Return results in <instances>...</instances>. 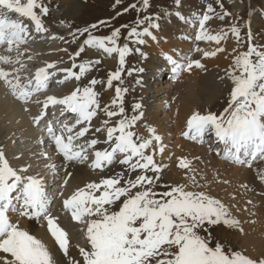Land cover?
<instances>
[{
	"label": "rangeland",
	"instance_id": "rangeland-1",
	"mask_svg": "<svg viewBox=\"0 0 264 264\" xmlns=\"http://www.w3.org/2000/svg\"><path fill=\"white\" fill-rule=\"evenodd\" d=\"M40 1H42V0H35L36 3L40 2ZM132 1H135V0H81L82 6H81L80 12L78 13V16H80V17L75 16L74 18H76V19L74 20V22H70L71 19L66 18V21L61 23L59 21V16H60L61 12H59V10L56 8L52 7L50 12H51V15L54 16V22H56L55 23L56 27L68 29V31L63 33L64 37H66V38L69 37L68 36L69 33H73V32L78 33L79 32L78 30L70 29V28H80V30H81L80 33L83 34V37L93 36V35L97 36V35H99V33H95V32L105 31V23L102 20L104 19L106 22H108L107 21L108 18L112 16V14L115 12V9H122V8L125 9ZM159 1L160 2H156V0H152L151 2L146 3V13H148L149 18L160 17L166 10H168V7L172 6V4H173V1L170 2V0H159ZM188 1L191 4L196 5L198 0H188ZM225 1H223V2L225 3V6L228 8V10H231V12H232V9H233V15H236V17H233V20L237 21V22L232 23L230 21V23H229V20L225 19L223 24H226V29H225L226 36H225V34L221 35L222 39L225 37L222 40V43H224V44H222V49H223L222 52L216 53L214 57H212V54L205 53V56L207 57L206 59L202 58L204 56V54L198 56V58L195 57L194 62H196L197 64H194V62L191 63V67L193 68V73L191 75H190L188 70H187V72H186V70L181 71L180 77H183L185 72H186V75L184 76L183 81L180 83V85L177 86L178 95L176 96V98H174L173 104L177 103L176 100L182 94L192 95V92L194 94H196V92L200 89V86L198 87V85H200V83L198 84V82H200V80H204V76H208L209 74H213L211 77V80H212L211 84L212 85L209 88L210 89L209 93L211 96L206 98V100L202 99V96H200L197 100L199 104H196L194 107L193 106L190 107L187 111V116L189 119V117L192 114H194L195 112H198V114L201 115V112H203V111L205 112V110H208L209 113H205V114L203 113V115H207V116L202 117V115H201V117L199 118L200 120H198V122L199 121L202 122L204 120L202 122V124H204L205 122H207L208 118H212L211 116L208 115V114H211V115L215 116V118H216V120L220 126L228 129V128L245 127L247 125L248 119L241 117V112L236 108L238 107V100H244V99L249 100V97L248 96H244V97L240 96L239 92L237 93V95H235L233 88H232V84H231V82H233V79H234V76H233L234 64L233 63H234L236 58H240V56H241V48H239V47H245L244 52L246 51V44H245L246 41H244V44H240V42L238 44H236V42H235L236 38L231 36L227 31L232 29V26H230V25H236V28L238 27V29H240L241 37H244V35H245L244 30L247 29L246 23L250 22L251 19L253 20V18H254L253 16L256 13L258 16V19L256 20V23L253 26V28H254V31L258 32V39L261 36L264 37V22L260 20L261 13L256 12V5L262 6L263 7L262 9L264 10V0H240L241 3L243 1L246 5V8H244V6H243V9H242V11H244L243 14H241L242 11L238 10L239 11L238 12L234 8V5L230 4L232 7L227 5L228 4L227 2H229V1H227V2H225ZM83 4L86 7L85 10H83L84 9ZM212 17L227 18L226 16L223 15V11H222V8L220 5H214L213 6ZM166 19L167 18L161 19L162 24H164ZM92 21H95L96 23L93 25H90L88 22H92ZM178 21H179V19L177 17H174L167 24V26L164 25V30L166 29V27L168 28L169 26H172L174 29H178V28L181 29V27H179V25L177 23ZM215 22H218V20H214L212 23H215ZM143 23H144L143 18H140V20L138 21L137 24L140 25ZM187 23L188 22H185L183 24H187ZM228 24H230V25H228ZM62 25H64L65 28L62 27ZM189 25H191V24H189ZM146 27H147V25H146ZM191 27H192V25H191ZM223 29L224 28L221 27V30H223ZM181 30L183 32V29H181ZM191 30H192V28H191ZM71 31H73V32H71ZM136 31H140V28H138ZM136 31L131 33V35L130 34L124 35L125 40H126V45H129L128 40L131 37H132L131 42L139 41V39H141V35H139L138 32H136ZM254 31H252V32H254ZM152 33L154 34L155 31H151L148 34L147 33L144 34V44H145L144 45V51L141 54L140 59H139L141 61L142 55L144 54V57H145V55H147L146 56L147 64H148V67H150V68L153 66L155 60L152 59L153 56L151 57V59H149V56L153 53H157L156 49H155L156 38L154 39V35H152ZM218 33L219 32H217L216 34H218ZM64 34H66V35H64ZM114 34H115V32H112V36H114ZM191 34L195 35L193 32H191ZM206 35H209V34L206 33ZM211 37L214 38L215 36L211 35ZM48 39L49 38H46V41H48ZM113 40L116 42V39H113ZM146 40H147V42H146ZM149 41H151L152 45H151V43L149 44ZM186 41H188L189 43L191 42V40H189L188 38L186 39ZM72 42L75 45V44H78L80 41L77 40V37H74V38L72 37ZM53 43H55V42H53ZM153 43H154V45H153ZM201 44H202V42H200L198 44V47H201ZM158 46H162V45H158ZM215 46L217 49L220 47V45H218V43H217V45H212V43H210L206 40H205L204 48L198 49V50H196V48L184 49L183 47H180L178 45V47H180V49H178V51L183 49V53L185 55L183 53H180V55L182 56V58H181L180 56H178L179 54L177 53L178 55L177 54L175 55L177 59L171 58V60H170L171 63L169 62V60L166 59V61H167L166 63L169 64V66H170L168 68H166V66H165L166 71L164 70L165 74H167L168 81L171 78H173L174 76L176 77L175 80L179 77L178 71L174 67L175 65H171L173 61H175L176 64H179L180 65L179 67L182 68L184 66L183 59L187 55V52L202 54V53L207 51V52L213 53L214 50H217L215 48ZM32 48H34L35 50L38 51L41 47H32ZM134 48H135V51L130 52V53H132V57L128 58V56H127V58H126V61L129 65V67H132V68H129L127 66V64L124 62L125 56L127 55V53H125V55L121 56V59L119 62V64L120 63L121 64L117 65L116 70L111 72V75L106 76L107 72L106 71L104 72L106 79L110 82H114L116 80V77L119 78V81L117 82L118 86H117V89L115 88V91L109 85L107 86L108 88L103 87L104 83L108 84V81L102 82V86L101 85L98 86V85H96V83H99L101 81L100 78L98 79L97 82H94L88 78L87 80H85L84 85L87 88H86L85 92L83 93V102L87 106H90V108H92L93 111H95L96 113H97V110L99 111L98 113H101L103 111V104L105 103V102H103V100L98 98L99 95L103 99L106 96H110V98H112V100L110 101L111 112L109 114V117L111 119L114 118L118 121L116 124V128L113 131V134L116 136H120V142L122 144H124V143L126 144V146L123 145L119 148L120 151L118 154L116 152V149H113V153L116 152L115 153V154H117L116 158H117V156H121L124 153H125L126 158L128 156H130L132 158V159L131 158L128 159V162L132 161L131 163H129L130 166L125 167V165L122 162L118 163L117 160H114V162L116 161V163L112 162L108 166V172H106L108 174V177H109L108 178L109 179L108 184L97 186V188H98V189L96 188L97 192H95L93 195L87 191L86 192H77L79 194H77L71 198V203L75 200V202L73 203V207L74 208L77 207L81 210L80 212H81L82 220H84L83 221L84 223L82 222L83 223L82 226H84L83 229H79V228L77 229V228H75L76 226L74 224H72L71 222L69 223L68 216L70 217V215L68 213H70V212L65 213V214L63 213V214H61L62 216L57 215L58 218L63 217L62 218L64 221L63 223L59 224L58 218L56 216H54L53 219L51 220L50 216L53 215V214H51V211L56 212L55 208L52 209V204L55 201L58 202L57 199L52 200L51 204H49L47 206L49 213L44 215V216L41 215L40 216L41 219L40 220L38 219V221L41 223L42 218L47 216L46 217L47 222L46 223L43 222V224L45 226V228H43V231L45 232L47 238L55 246V252L56 253L54 255L56 256V258L54 259V261H51V254L43 253V251L47 252V248H48V244H49L46 242V240L44 241V244L42 246H40L42 248V250H41V248L38 247V242L36 243L35 241L28 239L27 235L25 236L24 231L20 227V224L23 223L24 220L27 221L26 219L22 218L23 221L21 222L20 216L15 215L14 218H10L9 216L5 217L3 215H0V223L5 222V221H8L10 223L9 224L8 222H5V223H7L8 227L6 228V230L5 229L4 230H5V232L8 230L7 231L8 233L6 232V234H3L0 236V243H2L1 249L4 248L3 250L8 251V249L10 250L9 245H8L9 243H11L10 239L17 237L18 238L17 240H19V237L20 238L25 237L24 239L22 238L23 241H21L20 244H18L17 246H14V248H13L14 249L13 261L8 262L7 259L2 257L3 256V254H2L3 252H2L1 258H0V264H61L60 259H58L60 257H63V259L66 260L67 264H70L71 262H69V260H71V259L68 258V261H67V256H66L68 251H69L67 237L73 236V234H78L77 235V241L78 240L79 241H78L77 246H80L83 249L82 253L86 256V257H84L81 253L83 259H81V258L79 259L80 264H197L198 263V259H199L198 255L199 254H195V252L197 251V248H199V239H201V238L212 239L211 233H207V230H205V232H203V230H201L200 228H195V229L190 228V229H182L181 230L182 233L190 235V237H191L190 247L188 245H184V244L181 245V243L178 239H173L174 243L167 245L166 248L163 250V253H160L155 257V262L151 259L149 260V258L145 257V255L142 256L143 252L145 254V251H144L145 248L152 247L153 242H154L155 237H156L153 233V230L145 223V219H147V218L143 212L146 208H149L150 206H153V205L159 206V207L162 206L160 203L163 202L164 197L162 196V193L159 192V189L157 188V186L164 184L163 182L165 180L161 178V172H160V169L158 168L160 166V163L158 165L156 162H154L155 153L152 152V154H150L151 156H149L146 154L144 155L141 152V150L144 146L146 147V150L148 151V149H150V147H151L152 141H154V142L159 141V139H158L159 136L157 135V136L153 137V135H152V137L150 136V138H147L144 134H141L137 129V124L139 127H144V126H140V118H141V124H143V125L147 124L149 121V118L147 117V115L143 114V113H145V106L143 105L144 99L142 98L143 91L141 89H143L142 85L145 84L144 82L147 80V77L150 78L149 74H151L153 71L148 73L147 70L149 68L145 70L144 67L142 66L144 69V73H143V70H142L141 66L139 65V63L137 64L136 67H134L136 65V62L138 59L137 48L135 46H134ZM47 49H48V53H49V52H53L52 50L55 49V47L49 46ZM225 49H226V52L224 51ZM242 49H244V48H242ZM40 50L41 51L43 50L42 52L46 51L43 48ZM149 50H150V52H149ZM229 50L233 51L232 56L226 55V53H231V52H229ZM113 51H115V50H113ZM223 52H224V54H223ZM83 55L84 54H82V56ZM161 56H163V55L160 54V57ZM46 57H47V55H46ZM181 60H182V62H181ZM31 61H34V60L32 59ZM75 61H77L78 64L84 62V60H82L81 58H77ZM198 61H201V62H198ZM35 63H36V66H39L38 64H40L41 62L36 61ZM57 64H58V62H56L55 67L52 68L53 70L58 69L56 67ZM87 64H89V63H87ZM141 65H142V62H141ZM101 69H102V65L98 63L97 65L91 66L88 69V73H90L94 70H95V72L97 70L100 71ZM172 69H174L173 75L170 73L172 71ZM168 74H170V76H168ZM143 75H144V77H143ZM222 75H224V76L222 77ZM77 76H78L79 82L81 84V77L79 75H77ZM142 78H143V82L141 84ZM160 78L161 79L159 81H157L158 79H153L154 82L157 81L156 85L154 86V89H153L154 95H155V91H157V89L159 88L158 86H160V84L158 82L164 81V79H162V77H160ZM140 84H141V86H140ZM188 84L194 85V88L190 89V90H192V92L186 89L187 88L186 86ZM195 86L198 87V90ZM109 89H110L111 93L109 95H105L104 93L109 92ZM171 89H172V87H171ZM116 91L119 93L123 92L125 96H123V97L121 96V98L116 97ZM102 92H104V93H102ZM141 92H142V94H141ZM174 95H175V89H174ZM169 97L171 98V94L169 95ZM173 104L171 106H168L169 110L172 109ZM251 106H252V104H251ZM263 106H264V103L259 106L258 114L260 113L261 110L264 111ZM205 107H206V109H205ZM197 108H200L199 111H197ZM248 108H249V106L244 107L243 111L246 112ZM185 113L186 112H184V114ZM195 115H197V114H195ZM195 115H193V117ZM176 116L179 119V117H181L183 115L180 113H177ZM248 116L250 117V119L253 117V109L248 113ZM192 118L189 120H192ZM261 119L264 120L263 115L260 116V118L257 120H261ZM209 122H212V121H208L205 125H203V127H201V129H202L201 131L205 130L206 125L208 126ZM258 124H261V123L258 121ZM5 125H6V123H5ZM214 128H216V126L212 128V131H210V134L213 132V130H215ZM247 129L249 130V132H247L246 134H242L240 132V130H225V131L229 132V135L231 134V132H235V134H236L235 138H240L243 141H245V140L250 141L251 137L255 135V132L253 131L254 124L252 122H250L247 126ZM40 137H42V136H40ZM205 137H206V133L203 131V137L199 140L202 143H196V141H194V142H192L191 145H184V146L190 147V148L183 147L185 157L177 159L176 161H174L172 159L170 161V164L168 165V167L165 166L163 169H161L162 174L164 175V172L170 174L169 167H171L170 165H173V170L175 171L176 176L178 178L182 177L183 174H188V176L198 178L200 181H204L207 179V177H209L211 179V175H213L215 180H216V183L213 182V184L215 186L224 187L228 190L234 191L236 195H238L239 197L242 198L243 203H244L246 201L247 197L250 196V193L253 191L252 185H251V187H246L242 181H239L238 179H235V178L232 179L228 175L229 173H231L230 171H234L236 169V168H234L235 162H234L233 157H235L234 150L237 147L231 148L232 147L231 142L230 143L228 142L226 145V146H229L230 148L227 147L224 149L221 146L222 152H223V154H225V156L227 155L226 160L228 161V164H227L228 166H226V172H222V168H224L223 166H221L220 169L217 168V164L220 163V161H218V163L214 162L217 160H215L211 157V154H214L217 150V149H215L216 145L214 147H210V148L206 147V148H208L207 152H203L202 149L199 148V147L203 148L204 145H206L208 143V141H210L208 139L207 143H205V141L202 140ZM38 138H39V136H38ZM98 138L100 139L99 135H98ZM80 139H83V140L81 141ZM80 139L78 141H81V142H77V144H76V146H78V148H80V150L85 151V150H88V148L89 149L92 148L89 146V144H90L89 138H80ZM87 139H88V141H87ZM145 139L147 140L148 144L147 143L144 144ZM150 139H152L151 142H150ZM188 139L189 138L187 137L186 140H188ZM87 143H88V145H87ZM127 146L133 148L132 150H134V151L132 152L131 148H129ZM107 148H109V146H107ZM121 148H123V151ZM125 150H129V152L126 153ZM154 150L159 151V148L157 146L156 147L154 146ZM220 150L221 149H219V151ZM230 151H232L231 154H229ZM139 153L142 155V157H140V158H139ZM5 154L6 153H5L4 149H2L0 147V171H1V169L5 168L4 171L7 174V169L11 170V166L7 164L8 158ZM103 154L105 155L106 152H103ZM223 154H222V156H223ZM148 157H149V159H148ZM159 160L161 162V158H159ZM80 161H82L84 163V165L87 166L88 168H91L92 164L89 161L84 160V158L81 159ZM136 162H138L139 164L137 165V167H134L133 164ZM245 162H246V166L248 163L251 166L250 167L243 166V167H246L249 170H251V167H252L251 163L252 162H249V161H245ZM238 165L240 166V168H243L241 166L242 164H238ZM58 166H59V164H58ZM255 167H256V169H255L256 173L258 172V174H261L263 172L261 164L257 163V164H255ZM59 169H60V167H59ZM12 170L14 171L13 168H12ZM243 170H245V169H243ZM237 171L242 172L241 169L237 170ZM24 172L22 171V174L24 176H26L27 172L26 173H24ZM225 175H226V180L224 179ZM253 176L254 175H251L252 178H250V176L248 175L246 181L248 179H250V182L253 180V182H251V183L252 184L254 183V185L256 187V189H254L256 197L258 198L259 201H261V199L264 200V195H262V193L260 191L261 186H260L258 180L254 179ZM13 177H15L16 180L18 179L17 176H13ZM13 177L6 178L4 174L0 173V184L1 185L5 184V183H2L3 180L4 181L10 180V181L6 182V184L8 183L7 185L0 186V192L3 193L4 191L11 190L12 191L11 194L13 192H15V198L18 195H21L19 197V201L23 205H25L26 202H29L30 198L31 199L33 198V190L31 189V186H27V184H22L23 182L19 183ZM160 178L163 182L160 181ZM165 179H166V177H165ZM166 180H167L166 182H169L168 179H166ZM66 182L67 181H64V180L62 181V184H63L62 189L63 190L66 188L67 185H69V183L67 182L68 183L67 184ZM204 184H206L205 181H204ZM106 185H107V189H106ZM174 185H176V184H174ZM176 186L179 187L178 185H176ZM179 188L182 191H185L181 187H179ZM37 190H39V189H37ZM104 190H105V193L104 192L101 193ZM162 190L166 193L167 192V185L162 186ZM186 192H194V191H186ZM1 193H0V196H1ZM175 193L177 195H180L179 192H175ZM218 193L219 192L216 193L217 195H215V194L214 195L212 194V195L214 197L218 196V197H216L217 199L222 198L223 196L221 194H220V198H219ZM226 193H228V192L226 191ZM191 194H193V193H191ZM204 195L206 196V194H204ZM171 196L174 200L173 199L172 200L166 199L165 205L166 206H172L173 211L179 210L180 209V206H179L180 202L176 203L175 195L174 196L171 195ZM193 197L196 198L197 194H193ZM202 197H204V196H202ZM204 198H206L208 201V208L210 209V216L212 215V213L216 215L215 217L211 216V218H209V221H211V220L213 222H215V221L218 222L219 220L223 221L221 223L223 224V226L226 230V234L233 233L234 235H236V238L239 239L240 244H241L243 239H244V236L242 234V230L237 225L236 220L229 218L228 210L226 209V205L220 204V206H219L216 198H210L208 196L204 197ZM15 200L17 201V199H15ZM1 201L2 200L0 198V203H1ZM243 203H242V205H243ZM69 205H71V204H69ZM21 207L22 206L19 205V206H16L15 208H21ZM79 209H75L74 211H77ZM49 210H51V211H49ZM154 210H156L158 212H162V209H161V211L158 209H154ZM66 211H69V210L66 209ZM221 211H223V212H221ZM10 212H11V210H10ZM92 212L96 214V215L93 214L92 217L94 218L96 216V219L98 218V221L96 220L97 223H96V221H94V223L92 222V220H94V219H92L91 216H90L91 221H88V215L89 214L92 215ZM216 212L218 215L216 214ZM12 213H13V211L11 212V214ZM148 213H149V216L155 220L161 216L155 212L152 213L151 210H149ZM162 216L165 217L166 212ZM10 219H11V221H10ZM64 219H66V220H64ZM85 219H87V220H85ZM174 220H176V219H174ZM72 222H74V221L72 220ZM230 222H231V224H230ZM65 223H66V225H64ZM176 223L178 225H180L177 221H176ZM183 223H185L188 227H191L194 225H197V227H200L202 225L200 222L192 221V220L190 223L185 222V221H183ZM207 223H209V222H207ZM62 224H63V226H61ZM90 225H92V226H90ZM155 225L158 228H162V226L159 224H155ZM64 226H66L67 230L65 229ZM34 227L37 228L38 224L34 223ZM76 229L79 230L80 232L77 231ZM162 229L163 230H166V229L175 230V227L166 226L165 228H162ZM60 230H62V232H64V233H60ZM210 230H212V229H210ZM231 230H233V232H230ZM89 231H92L93 234L95 233L96 236L95 235H93V236L98 237L101 240V245L104 247L105 250L101 248L99 250L92 252L89 249H86V245L83 246L84 238H85L84 234H87ZM80 234H81V236H80ZM224 236H225V234H224ZM226 239H231V238L226 237ZM5 240L8 241L7 245H6V242L3 243ZM181 240L185 241V238H182ZM65 242H67V243H65ZM5 245L8 249L7 248L5 249ZM141 248H143V249H141ZM235 248L237 249L239 247L235 245ZM49 251H50V249H49ZM231 252L233 253L232 249L226 250V264H229L228 260L230 259ZM71 255H73V254H71ZM74 261H75V258H74ZM245 264H253V263H250L247 261Z\"/></svg>",
	"mask_w": 264,
	"mask_h": 264
},
{
	"label": "bare ground",
	"instance_id": "bare-ground-1",
	"mask_svg": "<svg viewBox=\"0 0 264 264\" xmlns=\"http://www.w3.org/2000/svg\"><path fill=\"white\" fill-rule=\"evenodd\" d=\"M226 1H229L228 2L229 4L234 5V8L237 11L238 10L242 11L244 5L241 3L240 0H226ZM51 5L57 6V8L59 9V12L62 13V16H61L62 18L71 19V18H74L75 16H78V13L81 10L82 2L80 0H53L51 2ZM9 14H10L9 11H3L0 13V16H4L3 19H5ZM253 17L254 18L251 22L252 26L255 25L256 20L258 19L257 14H255V16ZM215 23H212V24H215ZM15 24H16V27L14 29L15 31H17V34H18V38L15 41V43L16 44L21 43L23 45H27L30 42V37H29L30 34L28 32V29L26 28L25 25H22L21 23L19 24L15 23ZM179 27L183 29V32L179 28L174 29L172 26H169L168 28L166 27L165 29L166 36L170 38H174L173 41H171L169 45H172V44H175L176 46L179 45L180 47H183L184 49L195 48L196 41L201 39L202 36L192 35L191 32L193 31L191 30V25H189L188 23L181 24L179 25ZM50 29L52 32L56 31V28L54 26H50ZM219 29H221V27ZM152 35H154V39L156 38L157 40L158 35L156 34V32L154 34L152 33ZM20 38H21V42L19 41ZM187 38L191 40L190 43L186 41ZM10 42L13 43L14 41H10ZM56 43L60 45L59 46L60 48L61 47L69 48V47H72L73 45L70 42H65V46H62L60 42H56ZM150 43L151 41H149V44ZM169 45H162V46L166 48ZM155 46H156L155 49L157 51L158 45H155ZM46 48H48V45H43V49H46ZM40 49H42V47ZM90 49L96 51L98 54L102 55L105 58L106 68H112L113 66L117 64V60L119 58L118 51L110 50L104 44L99 43V42L95 44H91ZM229 52L231 53H226V55L232 56L233 51L229 50ZM177 53L179 54L177 55L182 58L180 53H183V49L179 50ZM92 54L93 52L91 51L89 55H92ZM0 56H1L0 63L4 62L5 64H9L10 62H15L17 66L21 63L25 64V61H22L21 59H19L17 55L12 54V52H10L8 56V53L6 52V50H4L3 46H2V50H0ZM146 56L147 55H145L144 57V54H143L141 58L142 66L144 67L145 70L150 68L148 67ZM151 57L152 59L155 60L153 64L154 68L152 67L153 72L149 74L150 78L147 77V80L144 82L145 84L142 85L143 89H141L143 91V99H144L143 105L145 106V113L143 114L147 115V117L149 118V121L147 124L143 125L141 124V118H140V126H144V127H139L137 124V129L141 134H144L147 138H150V136L152 137V135L153 137L157 135L159 136L158 137L159 141H156V142L152 141L150 149H148L147 151L145 147L142 149V152H144L146 155H149V156H151L150 154L154 152L155 153L154 162H156L158 165L160 163L159 168L163 169L165 166L168 167L172 159L176 161L177 159L185 157L183 147L185 148H190V147H187L184 145H191L192 142L194 141H196V143H202L199 140L203 137V131L206 133L207 137L210 135V131L208 129L205 128V130L201 131L202 130L201 127H203V125H205L212 118H208L207 122L202 124L204 120L202 122L199 121L200 123L198 122V120H200L199 118L201 117V115L198 114V112H195L194 114H192L189 117V119H191L193 115L195 114L197 115H195L192 118V120H189L187 116V111L190 107L192 106L194 107L196 104H199L197 100L200 96H202V99L204 100H206V98L211 96L209 93V90H210L209 88L212 85L211 77L213 74L204 76V80H200V82H198V84L200 83V85H198V87L200 86V89L198 90V87L195 86L198 90L196 94H194L192 90H190L194 88V85L188 84L186 86L187 87L186 89L191 91L192 95L182 94L176 100L177 103L173 104L174 99L170 101L171 98L169 97V95L171 94V90H172L169 82L173 81L174 83L176 77L174 76L168 81L166 77L167 74H165L162 66H164L165 68L167 64L166 59L169 60L170 62L171 58L172 59H177V58L175 55H169V54H164L163 56L160 57L159 53L151 54L149 56V59H151ZM50 62L52 63L53 61H50ZM42 64H43V61H42ZM14 66L15 64L13 63L12 64L10 63L7 66H2L0 64V77L8 76L6 79H9V80L11 79L12 75L19 77V73L13 70ZM173 70L174 69H172V71L170 72L172 75L174 74ZM37 76L40 77V76H45V75L38 74ZM168 76H170V74H168ZM157 77L159 78L162 77L164 81L158 82L160 86L157 85L159 88L157 89V91H155V95H154L153 89L158 80L154 82L153 79L154 78L156 79ZM51 85L53 87L52 83ZM107 86L108 85L104 83L103 87L106 88ZM5 90L6 89L4 88L3 82L0 81V147L4 149L6 153L5 155L8 158L7 164L11 166V170L7 169V174L5 173L4 170H2V173H5L6 177L8 176L7 178L17 176L18 177L17 180L19 183L21 182H23L22 184L27 183L31 187H33L35 191L37 190V187L35 186V184L40 186V189L42 191L41 201L39 200V195H37L34 198L33 202L30 205H28L25 208V210H23L22 212H19L18 214L19 216L27 220V221L24 220L23 223L20 224V227L24 231L25 236L27 235L28 239H31L35 241L36 243L38 242V247L42 246L44 244V241L46 240V242L49 244H48L47 252L43 251V253L51 254V261H54V259L56 258V256L54 255L56 253L55 246L47 238L45 232L43 231V228H45L43 222L40 223L38 221V219L39 220L41 219L40 217L41 215L44 216L49 213L48 207H47L49 205V202L50 201L52 202V200L57 199L58 202L56 203L59 207L57 208V210L67 212L66 209L69 210V206H70L69 204H72L71 198L79 194L77 192L87 191L93 195L95 192H97V189H98L97 186H101V185L109 183V179H108L109 177L107 173H105L102 170L103 166L105 167L109 165L110 162H114V160H117L118 163L122 162L125 165V167H129L130 166L129 163H131L132 161L128 162V159H130L131 157L128 156L126 158L125 153L123 152L124 154H122L121 156H117L116 158V155L119 153L118 151H120L119 148L123 146L124 144L120 142V136H116L113 134V129L116 125V121L111 120L109 117V114L111 112L110 99H108L105 102L103 106V111H102L103 113L102 114L97 113L93 117V121L91 123L85 124L80 129V131L77 133V135L72 137L74 138L73 142L76 140H79L80 138H89L90 139L89 146L92 147L91 149L88 148V150H85V151L76 150L75 148H73L72 142H70L69 145H66L62 139L58 140L59 137H56V136L53 137L52 140L46 139V143L41 148L42 144L40 143V141L37 142L36 144V142L33 139L34 138L38 139V136L39 138L40 136H42L43 140H45L46 135L48 133L46 131L40 132L37 129L32 128L25 120H23V116L21 114L22 109L18 106L16 101L6 96ZM65 91L67 93V96H70L71 94L70 92L72 91V89L65 87ZM110 93L111 91L109 89V92H107V94L109 95ZM54 95H56V93H54ZM71 97L72 96H70V98ZM172 104H173L172 109L170 108L171 110H169L168 106H171ZM199 109L200 108H197V111H199ZM184 112L186 113L184 114ZM177 113H180L183 116L179 117L178 119L176 116ZM263 113L264 111L261 110L260 113L258 114L259 115L258 119L260 118V116L263 115ZM54 121H51V127H53ZM3 123H6V126H3L2 125ZM214 129L215 130H213L211 134H213L215 138H209L210 141H208V143L204 145L203 148L202 147H199V148L202 149L203 152H207L208 148L206 147H209V148L214 147L215 145L221 143V146L225 149L229 147V146H226L228 142L229 143L231 142L232 144L231 148L237 147L234 150L235 157H233L234 162H235V163L233 162L235 165L234 168L236 169L234 171H230L231 173H229L228 175L232 179L235 178V179H238L239 181H242L246 187H251L252 185L253 191L250 193V196L247 197L244 203H243L242 198L236 195L234 191L228 190L224 187L215 186L213 182L216 183V180L213 175H211L212 180L209 177H207V179L204 180L206 184H204V181H200L198 178L188 176V174H183L182 177L178 178L176 176L175 171L173 170V165H170L171 166L169 167L170 174L164 172V176L166 177V179H168L169 183L176 184L185 191H198L202 193L203 196H205L204 194H206V196H210L209 194L217 195L216 193L219 192L218 193L219 198H220V194L223 197L220 199H217L218 205L219 206L220 204L226 205L229 218L236 220V223L242 230V234L244 236V239L242 243L240 244V241L238 238H236V235H234L233 233L230 234L229 236L234 240V244L238 246L239 248H241V250L244 251L245 254L249 258L255 259V257H262L264 260V200L261 199V201H259L258 198L256 197L255 191H254L256 187L254 183L253 184L251 183L253 182V180L251 182H250V179L246 181L248 175L250 176V178H252L251 175H254L255 169H253L252 167H251V170L246 168L247 166L250 167L251 165L248 163L246 166L245 160L237 156V152L239 150H243L244 145L245 147H250L251 145L250 141L249 140L243 141L240 138H235V135H236L235 132H231V134L229 135V132H226L225 130H222L221 128L216 127ZM98 135L100 136L101 140L98 138ZM187 137L189 138L188 140H186ZM205 138H203L202 140L205 141ZM80 140L82 141L83 139H80ZM151 140L152 139H150V142ZM53 146L55 148L54 149L55 152H53ZM107 146H109V148H107ZM154 146L155 147L157 146L159 148V151L154 150ZM50 147H51V150H50ZM113 149H116V152L118 153L117 154H115L116 152L113 153ZM121 149L123 151V148ZM104 151L107 152V156H104L102 158L103 160L102 164L100 165L99 168H97V163H99L98 160H99L100 154ZM79 152L82 153L83 157ZM125 152L128 153L129 150H125ZM231 152L232 151H230L229 154H231ZM53 153H56L55 157L52 156ZM215 153L211 154V157L217 160L214 162L218 163V161H220V163L217 164V168L220 169V167L223 166L224 168H222V172H226V166H228L227 165L228 161L226 160L227 155L225 156V154H223L222 148L220 151L216 150ZM80 158L82 159L84 158V160L90 161V163L92 164L91 168H88L87 166H85L84 163L79 160ZM159 158H161V162ZM114 163H116V161ZM238 164H243L246 167L240 168ZM261 167L264 170V158L261 161ZM12 168L14 169V171L12 170ZM240 169L242 172L237 171ZM22 171L23 172L25 171L24 173L27 172L28 176L27 175L24 176L22 174ZM60 171L61 173L59 174L58 172ZM60 176H62L64 181L66 180L69 183V186L67 185L68 187H66L64 191L62 189L63 184L59 183V181L55 182V179L59 178ZM253 177L254 179H256L255 175ZM13 178L16 180L15 177ZM224 179L226 180V175ZM2 183H5V182L2 181ZM50 185H51V189H49ZM61 189H62V192L58 194V191H60ZM106 189H107V185H106ZM105 190L102 191L101 193L103 192L105 193ZM226 191L228 193H226ZM262 195H264V193H262ZM20 196L21 195H19L18 197ZM210 198H212V196ZM2 201L4 205L0 206V214L2 215L8 212V214L11 215V212H10L11 207L16 202V200L14 199V196L9 194V192H7L5 195L2 194ZM40 207H42V209L37 210ZM75 209H78V208L76 207ZM55 214L57 215L56 212ZM55 214L50 216L51 220L53 219L54 216H56ZM76 214L78 215L75 216ZM76 214L73 215V219H71V217L68 216L69 223L71 222L72 224H74L76 226L75 228L77 229L78 228L83 229L84 226H82V224L84 222L81 221V215L79 213H76ZM94 215L96 214L94 213ZM46 217L47 216H45L44 218ZM62 218L61 217L58 218L59 224L64 222ZM93 219L94 220H92V222L94 223V221L96 220V216ZM72 220L74 222H72ZM5 222H8V221H5ZM34 223L38 224L37 228L34 227ZM66 223L64 225H66ZM6 224L4 223L5 226L2 227L3 230L7 228ZM61 226H63V224ZM64 227L66 229V226ZM60 233H64V232L60 230ZM224 234L225 236H227L226 231H224ZM77 235L78 234H73V236L67 237L69 251L68 253L66 252L67 253L66 256H67V261H68V258L71 259L69 260V262H71L70 264H77V263L80 264L79 259L80 258L83 259L82 255L86 257L82 253L83 249L80 246H77ZM93 235H95V233L93 234L92 231H89L87 234H84L85 236L84 241L86 243V249H89L92 252L99 250L101 248L104 249V247L101 245V240L98 237H94ZM22 238L24 239L25 237H22ZM22 238L19 237V240H17L18 238L14 237L10 239L11 243L9 244H8V241L6 240L5 241L6 245L7 244L9 245L10 250L6 247V245H5V249L7 248L8 251L3 250L4 248L1 249V244H0V258H1V253L3 252L2 257L7 259L8 262L13 261V258H14L13 248L14 246H17L18 244H20L21 241H23ZM74 258H75V261H74ZM58 259H60L61 264H67L66 260L63 259V257H60Z\"/></svg>",
	"mask_w": 264,
	"mask_h": 264
}]
</instances>
